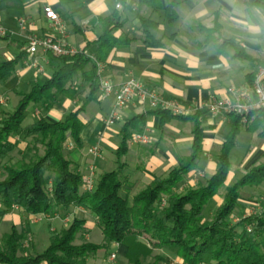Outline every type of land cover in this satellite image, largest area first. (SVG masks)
<instances>
[{"label": "trees", "instance_id": "trees-1", "mask_svg": "<svg viewBox=\"0 0 264 264\" xmlns=\"http://www.w3.org/2000/svg\"><path fill=\"white\" fill-rule=\"evenodd\" d=\"M136 1L140 7L151 11L162 10L164 21L172 24L177 20L175 8L183 0H166L165 4L163 0ZM242 3L248 13L252 10L264 12V0H242ZM138 19L144 43L157 44L151 30L159 23L142 15H138ZM98 21L102 33L95 41L92 57L104 63L114 48L127 46L131 38L124 33L115 34L120 26L118 15L99 17ZM213 29L219 31L217 23ZM207 30L201 26V31L211 36ZM226 44L236 48L231 40L219 42L220 47ZM235 57L245 59L248 55L237 50ZM19 58L21 54L18 58L0 62V84L12 75ZM57 58L59 68L49 78L27 93L19 92L15 108L0 113V165L3 170L0 217L12 211L14 205L26 215H52L55 211L81 206L95 216L102 238L99 243L89 240L76 243L79 233L84 232L85 221L73 218L67 227L51 232L43 251L36 252L33 248L28 251L22 247L30 234L29 222L25 219L21 229L11 226L10 231L1 236L0 264H87L88 259L107 251L113 244L124 247L127 264H145L146 259H149L146 264H166L163 254H153L156 249L173 252L177 259L173 264H264V207L230 222L242 189L264 183V163L253 165L226 186L222 202L210 218L204 215L206 204L226 181L230 151L240 129L258 131V135L264 137V108L249 112L245 120L239 114L225 113L231 119V127L216 157L214 173L205 183L182 192L175 191V186L197 167L202 153L201 112L174 115L167 110H152L151 113L158 116L159 129L173 118L192 121L190 153L180 158L165 177H155L130 200L119 193L124 186L121 157L126 153L132 132L142 131L146 126V116L138 114L125 119L118 131L120 143L115 150L118 169L99 174L93 189L84 191L82 173L66 156L64 148L68 138L81 147L79 134L84 123L79 114L83 108L69 112L62 120L49 121L40 116L34 122L22 125L29 103L51 105L60 95L73 96L75 90H70V86L79 73L80 82L89 91L88 101L96 99L94 94L98 92L99 82L94 61L83 50ZM253 78L248 79L250 85ZM22 141L25 143L23 149L19 147Z\"/></svg>", "mask_w": 264, "mask_h": 264}, {"label": "crops", "instance_id": "crops-1", "mask_svg": "<svg viewBox=\"0 0 264 264\" xmlns=\"http://www.w3.org/2000/svg\"><path fill=\"white\" fill-rule=\"evenodd\" d=\"M216 1L220 2L221 6L224 4L227 7L228 0H188L186 2L187 6L183 7L181 14L175 10L177 13V20L175 22L168 24L164 21V18L157 21L159 23L158 27L151 30V35L157 41V44L147 45L143 41V33L138 19V15H142V7L138 5L136 0H0V25L6 32L5 36H0V62L18 58L21 54L20 61L16 65L12 75L4 83L0 84V97H8L7 101H5L6 103L2 106L4 110L1 113L10 112L8 109L11 105L10 93L14 94L19 100V92H29L33 86L42 84L59 68L57 56L51 53H44L38 50L34 55H29L24 50L27 36L37 35L42 37L53 35L62 39L69 48L77 52L83 50L86 55H92L96 47L95 41L102 33L101 23L98 21V18L112 16L113 14L118 15L120 24L115 34L124 33L131 38L127 46L114 48L104 62L103 76L108 78L115 86H118L128 78H134L164 97L176 99L189 105H193L194 102L199 100H224L225 98L232 100V95L227 92V88L250 86L248 82L249 77L254 76L258 67L264 65V46L259 40L261 32L264 29H261L258 18L262 16V13L256 12L258 14L256 15L253 11L248 13L244 9L238 18H234L241 28L236 33H232L229 30V37H223V27L220 18L221 9L217 8L212 12L208 11L211 4ZM233 1L235 0H231V2ZM182 4L180 3V5ZM45 7H50L60 17L61 26L64 31L63 36H60L58 30L51 27L49 21L45 18ZM203 19H209V23L203 24L199 22ZM189 20L196 21L197 24L195 25L194 22L190 23ZM176 22L180 27L188 24V27L185 25L186 29H188V34H194L195 28L200 33L205 34V32L201 31V26H203L210 30H207V32H211L212 35L216 34L219 38L218 40H205L204 43H195L187 39L183 35V32L177 31L179 30L178 28L170 33L166 32L165 25H173ZM216 23L220 28L219 31L213 29ZM234 35L239 39L234 40ZM223 39L233 41L236 48L230 44L220 47L219 42ZM228 46L230 50H226ZM237 50L245 51L248 58L235 57ZM243 62H247L251 66H244ZM89 65L90 63H88ZM80 75V73L77 74L78 78L74 79L70 86V90H75L73 96L60 95L51 105L35 104L32 115L36 117V120L40 116H43L49 121H55L62 120L69 112L83 108L79 114L84 123V127L79 134L82 142L81 147L74 144L70 138L64 143L66 152H74L73 157L67 156V154L66 156L70 158L78 171L83 173L85 170H89V168L95 170V161L97 159H101L103 162L108 161L107 158L101 155L95 158L89 156L85 150L86 147L95 145L100 148V143L109 145L117 163L115 150L120 140L117 145L113 144L111 140L113 135L120 138L118 131L122 124L115 128L118 122L113 124L114 127L111 130L105 129L104 120L113 104V95L101 97L98 91L94 94L96 99L88 101L89 91L80 82ZM18 100L12 102V105H14L13 109L17 105ZM93 103L104 110V114H98L97 116L101 127L97 130L96 137H94L95 135L92 132H86V129H89L90 121L95 118L92 116L90 117L92 119H87V116H85L87 109ZM40 110H43V112L39 113L38 111ZM152 110L154 109H151L147 104L140 105L137 102H131L121 110L120 119L123 120L138 114H145V127L149 128V130L154 128L156 133L149 144L127 142L126 153L121 157V160L129 154L133 155L135 160L144 156L148 159L149 165L143 168L140 165L137 166L136 172L129 176L125 171L127 170V165L122 162L124 163V167L121 170V177L124 182L122 192L126 196L131 195L134 185H140L145 188L155 177H165L171 168L177 166L181 153L174 152L175 150L172 151L173 145L168 147V143H166L168 139L174 140V146H185L183 151L186 153L183 154V157L190 153L192 121L173 118L159 129L157 126L158 116L152 114ZM197 111L192 110L188 115ZM198 112H201L200 120L203 128L202 153L197 167L189 171L175 186V191L177 192H182L197 184L205 183L214 173L216 157L230 131L231 119L227 114H213L207 110H200ZM38 113L40 115H37ZM186 123L190 124V132L187 137L181 140L180 133L185 129V126L182 125ZM83 130L84 132L81 134ZM242 130L249 134H255L261 141L264 139V137L258 135V131L248 132L244 128L240 129L238 135ZM90 135L94 138V144L85 147L84 137H89ZM161 143L167 145L165 146L167 148L163 149L160 147ZM24 146L25 143L23 141L20 142L19 147L23 149ZM250 152V155L243 164L245 172L253 165L264 163L259 162L264 158V142H261L258 148ZM103 162L101 161L100 163L103 164ZM106 171L104 170L101 173ZM244 188L246 189L243 193L247 190H260L262 193L260 198L263 199L264 183L259 187L246 186ZM222 197L216 198V204L218 203L216 207L222 202ZM241 204L243 206L241 205L239 209L246 212L249 206L245 205L243 199ZM55 212L53 213L55 218L48 228L49 232L51 229L54 231L55 228L56 231H59L61 228L67 227L73 218H78L85 221V229L84 232L79 233V239L81 238L80 240L82 241L89 239V230L96 224L93 213L81 206H73L67 211ZM239 213L238 211L237 215ZM69 218H71L70 221L68 220ZM25 219H27L25 214L12 210L0 217V225L3 221H9L11 222L9 231L11 226H15L19 230L22 228ZM33 223L37 222H29V226L34 243V235L31 228V224ZM47 223L50 224L48 221ZM8 232L2 233L0 239L3 234ZM32 248L35 249V245ZM122 252H124V247Z\"/></svg>", "mask_w": 264, "mask_h": 264}, {"label": "rangeland", "instance_id": "rangeland-1", "mask_svg": "<svg viewBox=\"0 0 264 264\" xmlns=\"http://www.w3.org/2000/svg\"><path fill=\"white\" fill-rule=\"evenodd\" d=\"M188 0H183V6L182 5H178L175 10L177 11V13H182L183 12V7L184 6H187L186 2ZM167 1L166 0H163V4H165ZM217 8H220V18H221V22H222V35L223 37H229V30L232 31V33H236L239 28H241V26L239 24H237L234 20V18H238L239 14L240 13H243L241 11H244V8H243V4H242V0H235L233 2H231V0H228L227 1V7L223 4V6H221L220 2L216 1L215 3H212L211 6L208 8V11L209 12H212L214 9H217ZM254 12V14L258 15L256 12H259V13H262V16L261 17H258L259 18V21H260V26H261V29H264V12L262 11H259V10H252ZM251 11V12H252ZM142 16H146V17H150L151 19H154L156 21H160L162 20L164 17H163V11L162 10H159V11H151L150 9L146 8V7H142ZM190 23H193L196 25L197 22L196 21H191L189 20ZM199 22H202L203 24H208L209 23V19H203ZM177 23V22H176ZM173 24V25H168L166 24L165 25V30L166 32L170 33L172 31H175L177 30V28L179 30V32H183V35L187 38V39H190L191 42H200V43H204L205 40H212V39H216L218 40V36L216 34L214 35H211V36H208L206 33H200L198 31L197 28H195L194 32L195 33H199V34H188V29H186V26L188 24H185L184 26L180 27L178 26V23L177 24ZM1 26V25H0ZM2 27V26H1ZM188 27V26H187ZM186 35H185V34ZM261 38H259L260 42H262V45L264 46V30L261 32ZM230 38H233V37H230ZM234 40L236 39H239L237 38V36L234 35ZM226 50H230V47L228 46ZM55 56V55H54ZM244 66H251L250 64H248L247 62H243L242 63ZM261 68L263 69L264 68V65H261L258 67V69L256 70L255 74L259 71V69L261 70ZM246 71V70H245ZM260 72V71H259ZM254 74V76H255ZM253 82V81H252ZM230 88V87H229ZM231 88H234V87H231ZM243 88V87H241ZM7 97V96H6ZM9 97H10V100H11V105L9 106V111H11L13 109V106L12 105V102L13 101H17V97L10 93L9 94ZM1 98V97H0ZM2 98H5V96ZM8 98V97H7ZM7 98L6 101H7ZM132 102H135L132 101ZM6 102H4L3 104L0 105V113L2 112V110H4L2 108V106L5 104ZM97 105L95 103H93L86 111V115L87 116V119H92L90 117L94 116L95 118L92 119L89 123V129H86V132H92L96 137L97 135V130L100 129L101 125L100 122L97 120V116L98 114H104V110L103 109H100L98 106L96 107ZM114 106V101H113V104L111 106V109L113 108ZM127 106V105H126ZM35 107V104L34 103H29L27 108H26V111H27V116L26 118L22 121V125H26L28 123H31L33 121L36 120V117H34L32 115V110L34 109ZM124 108V107H123ZM119 109L118 110V117H116V119L114 120L113 124H116L118 123L115 128L117 126H119L120 124L123 123V119H120V115H121V110L123 109ZM110 109V111H111ZM41 111L43 112V110H40L38 111L39 113H41ZM109 111V113H110ZM37 114V115H40V114ZM108 116V115H107ZM106 116V117H107ZM105 123V122H104ZM113 124L111 125H107L105 126V129L106 130H111V128H113ZM182 126H185V129L184 127H182L184 130L181 131L180 135H181V140L185 137H187L189 135V129H190V124L189 123H186L185 125H182ZM84 130L82 131L81 134H83ZM155 129L154 128H151V130L149 131V135H150V142H152V139L153 137H155ZM84 140H85V147L88 146V145H92L94 144V138L92 135H90L89 137H84ZM120 138L119 136H114L113 135V138L111 140V142L113 144H116L119 142ZM174 140L172 141L171 139H168V141L166 143H168V147H170L171 145L172 146V151L174 152H177V153H181L179 155V157H183V154L186 153L185 151H183L185 149V146L183 145H179V146H174ZM261 142H264V139L263 141H261L260 139H258L255 134H249L245 131H241L240 134L237 136L236 138V143H235V146L234 148L232 149V151L230 152V157H229V161H230V168H229V173H228V176H227V179L224 183V185H222L216 195L206 204L205 208H204V215H205V218L209 219L213 210L216 208V198L217 197H222V194L224 192V189L227 185H230L232 184L235 180H237L239 177H241L244 173H245V170H243V164L245 162V160H247V157L250 155V151H252L253 149H256L258 148L260 145H261ZM148 143V144H149ZM100 148H101V152H100V155L103 156L104 158H107V162H103V160L101 159H97L95 161L96 163V166H95V170L92 169V172L94 174V181L96 180V178L98 177V173H101L102 171L104 170H107V171H110V170H117L118 167V163H116L115 161V155L114 153L112 152V149L109 145H105L104 143H100ZM167 145L161 143L160 147H162L163 149L167 148L165 147ZM189 147V145H188ZM187 147V148H188ZM89 148V147H88ZM87 147L85 148V150L87 151L88 149ZM99 148V149H100ZM218 149V148H217ZM216 149V150H217ZM67 156H70V157H73V154L74 152H66ZM18 157V156H17ZM16 158V156L13 157V160ZM101 158V157H100ZM103 162L100 163V162ZM121 162H124L126 163L127 165V170L126 173L130 175L134 174L136 172V168L137 166L140 165V167H145L146 165H149L148 163V159L145 158L144 156L142 158H138V160H135V158L133 157V155H126L124 158H122ZM259 162H264V158H262ZM258 162V163H259ZM104 163H107V164H104ZM257 163V162H256ZM88 169L85 170L82 174H87L88 173ZM96 171V172H94ZM2 175H3V170H2V165H0V178H2ZM122 179V177H121ZM143 188V186H140V185H134L133 187V191L131 193V195H127L126 197L128 198V200L131 199L132 197V194H136L139 190H141ZM246 188H244L242 191H241V197L240 199L238 200V205L236 206L235 210L233 211V213L230 215V222L231 223H234L236 222L237 220H239V218H241L242 216L246 215V214H254L255 212H258L259 210H261L263 207H264V196H263V199L260 198L261 196V192L260 190L257 189V191H250V190H247L243 193V191L245 190ZM120 195L122 196H125L124 193L121 191H119ZM243 193V194H242ZM242 199L245 201V205H248L249 207H247V211L245 212L244 210H240V206L243 204H241V201ZM244 208V207H242ZM12 210L14 211H17L19 212L20 209L19 207L17 206V208H12ZM240 212L238 215H237V212ZM21 213H23L22 211H20ZM56 213V212H54ZM25 214V213H23ZM26 215V214H25ZM237 215V216H236ZM55 216V215H54ZM52 215L50 214H46V213H37V214H32V215H26L27 217V220L28 222H37V223H33L31 224V228H32V231H33V235H34V243H33V238L31 236V234H28L27 235V239L23 241L22 243V247L25 249V250H28L30 251L31 248H32V245H35V250L36 252H41L43 251V249H45V247L47 246L48 244V237L51 235V232L53 231V229L50 230V232L48 231V228L50 227L49 225L52 224V220L55 218ZM46 220V222H45ZM69 221L71 220V218L68 219ZM47 221L50 223L48 224ZM11 225V222L9 221H3L2 224L0 225V235L4 232H8L9 231V227ZM53 227V225H52ZM250 227H247V230H249ZM56 231V228L53 232ZM89 233H90V237H89V241L90 242H93V243H99L101 241V233H100V230L99 228L97 227V225H93V227L89 230ZM81 239V238H80ZM79 239V235L77 237V240H76V243H79L80 240ZM123 247L122 246H117V245H111L107 251H102V252H99L96 257L92 258V259H88L87 261V264H127V261L123 255ZM114 254L115 257L114 259L111 261L110 260V254ZM157 253H160V254H163V256L165 257V263L166 264H173L175 261H177L176 257L174 256V253L169 251V250H166V249H156L153 251V254H157ZM149 259H146L145 260V264L147 263Z\"/></svg>", "mask_w": 264, "mask_h": 264}, {"label": "built area", "instance_id": "built-area-1", "mask_svg": "<svg viewBox=\"0 0 264 264\" xmlns=\"http://www.w3.org/2000/svg\"><path fill=\"white\" fill-rule=\"evenodd\" d=\"M44 16L49 21L50 26L58 30L60 36L64 35L61 26V19L56 12L50 7L44 8ZM23 22V21H22ZM5 29L0 26V36L5 35ZM24 50L29 55H34L38 50L48 52L55 56L71 55L77 53L76 50L69 48L66 43L53 35L39 37L37 35H29L26 38ZM95 63L96 73L98 75V91L101 97L113 95L114 106L108 116L105 118V125L113 124L118 117V110L125 107L135 100L138 104H147L151 109H160L170 111L174 115H186L192 110H207L210 113H235L242 116L245 120L246 115L255 110L264 108V68L255 74L253 82L250 86L243 88H227V92L232 95V100L225 98L224 100H207L196 101L193 105L180 102L176 99L167 98L156 91L144 86L141 82L134 78H128L118 86H115L108 78L103 76L104 63L97 62L88 55ZM6 101L0 98V105ZM108 127V126H107ZM149 128L144 127L142 131L132 132L130 142L135 144H148L150 142ZM100 149L98 146H90L87 154L91 157H99ZM94 174L92 168H89L87 174H82V190L91 191L94 187ZM12 208H17L16 205ZM115 255L110 254V260Z\"/></svg>", "mask_w": 264, "mask_h": 264}]
</instances>
